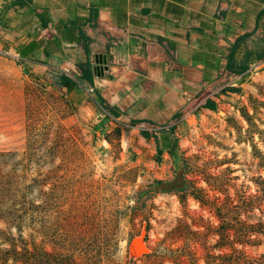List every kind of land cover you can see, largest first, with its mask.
<instances>
[{
	"label": "rangeland",
	"instance_id": "374dc122",
	"mask_svg": "<svg viewBox=\"0 0 264 264\" xmlns=\"http://www.w3.org/2000/svg\"><path fill=\"white\" fill-rule=\"evenodd\" d=\"M251 66L158 162L155 138L94 95L0 54V264H264V61Z\"/></svg>",
	"mask_w": 264,
	"mask_h": 264
},
{
	"label": "crops",
	"instance_id": "0c3cea01",
	"mask_svg": "<svg viewBox=\"0 0 264 264\" xmlns=\"http://www.w3.org/2000/svg\"><path fill=\"white\" fill-rule=\"evenodd\" d=\"M234 47L236 63L249 59L240 74L228 69ZM262 49L264 0H0V50L53 75L78 78L89 64L92 84L69 92L102 99L129 127L153 122L144 129L167 143L225 81L244 85ZM100 55L108 70L97 75Z\"/></svg>",
	"mask_w": 264,
	"mask_h": 264
},
{
	"label": "trees",
	"instance_id": "16d2710c",
	"mask_svg": "<svg viewBox=\"0 0 264 264\" xmlns=\"http://www.w3.org/2000/svg\"><path fill=\"white\" fill-rule=\"evenodd\" d=\"M234 51H235V47L232 49V53L230 55V59H229L230 62L228 64V69L229 71L235 74H240L249 68V63H248L249 59H244L243 62L236 63L235 59H233ZM257 56L258 58H264V49H262V51L258 53ZM258 60H261V59H258ZM80 69H81V75L78 78H73L63 72H58L57 74L54 75L56 84L61 88H66L68 91L83 89L82 84L85 80L89 82L90 84H92L94 74L91 71L90 65L89 64L80 65ZM229 88L230 90H237L235 87H229ZM99 104L101 108L103 109V111L105 112L104 116H108V117L112 116L113 111L110 109V106H108L102 99H99ZM202 106L214 110L216 109V102L212 98L207 97L204 103L202 104ZM146 123L153 124V122L148 121V120L132 119L130 121V126L139 127L141 134L145 138H150V137L155 138L156 150H157L156 161L159 162L161 160V155L165 153L164 151L165 149L167 150V152L173 153V148H174L173 145L175 143L173 139L167 143V141H165L164 139L162 138L159 139V137L156 134L152 135L147 129H144ZM173 130H174L173 127L169 128L168 132H173Z\"/></svg>",
	"mask_w": 264,
	"mask_h": 264
},
{
	"label": "water",
	"instance_id": "95a60500",
	"mask_svg": "<svg viewBox=\"0 0 264 264\" xmlns=\"http://www.w3.org/2000/svg\"><path fill=\"white\" fill-rule=\"evenodd\" d=\"M108 70V65L106 64V57L103 55L99 56V59L97 60V65L93 67V71L95 74L99 75L103 71Z\"/></svg>",
	"mask_w": 264,
	"mask_h": 264
},
{
	"label": "bare ground",
	"instance_id": "6f19581e",
	"mask_svg": "<svg viewBox=\"0 0 264 264\" xmlns=\"http://www.w3.org/2000/svg\"><path fill=\"white\" fill-rule=\"evenodd\" d=\"M135 247L137 248L138 251L145 250V246L139 240L136 241Z\"/></svg>",
	"mask_w": 264,
	"mask_h": 264
},
{
	"label": "built area",
	"instance_id": "2783aa9c",
	"mask_svg": "<svg viewBox=\"0 0 264 264\" xmlns=\"http://www.w3.org/2000/svg\"><path fill=\"white\" fill-rule=\"evenodd\" d=\"M0 54H2V55H9V53L4 52V51H2V50H0ZM16 57L18 58V56H16ZM87 89H88L89 92H92V91H93V88H92V87L87 88Z\"/></svg>",
	"mask_w": 264,
	"mask_h": 264
}]
</instances>
